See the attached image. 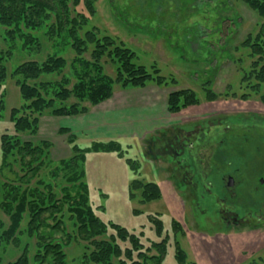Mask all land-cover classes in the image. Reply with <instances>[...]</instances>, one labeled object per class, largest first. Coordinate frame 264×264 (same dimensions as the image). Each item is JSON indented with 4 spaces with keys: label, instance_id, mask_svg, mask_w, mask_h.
Segmentation results:
<instances>
[{
    "label": "rangeland",
    "instance_id": "obj_1",
    "mask_svg": "<svg viewBox=\"0 0 264 264\" xmlns=\"http://www.w3.org/2000/svg\"><path fill=\"white\" fill-rule=\"evenodd\" d=\"M96 9L97 14L90 18L85 31L97 27L102 34L118 37L136 52L137 64L147 67L156 64L162 75L178 80L177 85L158 89L159 86L152 84L150 89L149 86L145 89L147 94L152 90L160 92L155 101L148 104L149 114H156L151 133L143 131L141 135L126 139L75 134L80 148L90 146L93 140H120L127 151L124 158L107 152L87 154L85 181L89 201L97 215L132 233L144 232L141 242L147 248L160 240L151 222V218L159 214L165 224V235L169 237L165 264H178L175 242L186 252V264H264V102L261 98L264 85L256 94L242 82L251 71L252 62L257 60L242 43L249 35L254 38L258 34L264 19L241 0H97ZM78 10L85 12L82 5ZM44 31L35 32L41 41L40 50H27L22 48L20 37L6 40L5 27L0 25L1 48L6 52L9 48L13 50L7 60L9 74L22 62H42L55 53L56 47ZM63 55L70 61L74 53L68 48ZM105 70L114 76L115 68L111 64H107ZM66 72L69 73L68 68ZM206 82L222 96L215 101L204 99ZM4 87L0 148L1 135L13 131L11 110L22 104L14 79L9 76ZM182 88L194 89L202 101L198 106L171 114L167 109L168 94ZM117 90L123 89L116 87ZM135 93L130 90V94ZM225 93L228 96L223 95ZM233 93L237 97H232ZM246 94V98H241ZM127 97L134 99L133 95ZM143 99L148 102L151 98L144 95ZM41 119L40 133L23 135V139L52 141L51 158L55 162L59 161L58 157H69L72 147L58 127L67 126L73 118L46 114ZM125 125L129 128L132 122L126 121ZM178 126L189 130L196 128L204 141L196 143L188 152L176 149L175 154L158 149L154 156L148 153V140H158L176 131ZM102 132L107 130H100L96 135H105ZM225 134L227 142L221 144L220 139ZM156 154L162 158L157 159ZM126 158L137 161L138 171L130 169ZM228 175L235 180V186L231 195L225 196L222 177ZM42 176L55 182L48 178L47 172ZM134 179L158 183L162 198L141 202L140 190L134 191L135 197L130 198L129 187ZM56 190L60 194L59 189ZM226 208L241 209L246 215L253 211L255 225L259 226L225 227L221 212ZM0 219L8 226L9 218L1 210ZM172 220L182 224L183 232L173 231ZM65 221L69 232L75 234L68 214ZM27 222L28 215L19 234L22 242L19 248L10 245L5 253L0 248L3 264L15 260L27 243L33 256L35 241L26 233ZM56 236L63 238V233L57 232ZM66 251L68 264H81L86 250L83 242L73 240ZM155 253L152 250L149 254Z\"/></svg>",
    "mask_w": 264,
    "mask_h": 264
},
{
    "label": "trees",
    "instance_id": "obj_2",
    "mask_svg": "<svg viewBox=\"0 0 264 264\" xmlns=\"http://www.w3.org/2000/svg\"><path fill=\"white\" fill-rule=\"evenodd\" d=\"M96 1L0 0V25L5 27L6 40L20 37L23 49L39 51L41 41L35 32L44 29V35L56 47L55 53L44 61L22 62L9 74L7 60L13 50L9 48L6 52L0 46V117L5 108L4 86L9 76L19 86L22 98V104L11 110L13 131L1 135L0 210L8 216L9 224L6 226L0 219V248L5 253L10 245L21 246L19 234L26 215V233L35 241L33 256L27 243L15 260L5 264H68L66 249L73 240L85 245L81 264H165L169 237L165 235V224L159 214L152 217L151 222L160 240L145 248L141 242L144 232L132 233L119 224L103 221L89 201L85 181L87 154L107 152L124 158L127 151L120 140H93L90 146L80 148L75 134L62 127L59 133L67 136L72 154L55 162L51 158L52 141L23 139V135L37 136L44 115L87 114L92 107L110 99L116 87L178 84L176 77L162 75L156 64L150 67L137 64L136 52L118 37L102 34L97 27L85 31L90 18L97 14ZM241 1L264 19V0ZM81 5L85 12L78 10ZM242 46L248 47L251 57L257 58L242 82L259 94L264 85V22L258 34L254 38L249 35ZM68 48L74 53L70 61L63 55ZM107 64L115 68L114 76L106 73ZM203 93L207 101L222 96L211 88L210 82L204 84ZM232 97L237 94L233 93ZM71 98L75 101H70ZM261 98L264 102V94ZM201 101L194 89H177L168 94L167 109L177 114L198 106ZM126 163L130 169L138 171L135 159L126 158ZM45 172L55 182L46 180L42 176ZM138 190L141 202L162 198L161 187L156 182L134 179L129 197L134 198V191ZM66 214L74 227L73 235L66 225ZM172 229L175 233L183 232L177 220H172ZM57 232H62L63 238L57 237ZM152 250L156 253L150 255ZM175 250L178 264H186L187 255L179 242H175ZM0 264H3L2 256Z\"/></svg>",
    "mask_w": 264,
    "mask_h": 264
},
{
    "label": "crops",
    "instance_id": "obj_3",
    "mask_svg": "<svg viewBox=\"0 0 264 264\" xmlns=\"http://www.w3.org/2000/svg\"><path fill=\"white\" fill-rule=\"evenodd\" d=\"M147 87L117 90L110 99L92 107L87 114L64 116L73 119L67 126L63 127L69 128L74 134H88L91 138L106 136V138L117 137L120 139H126L141 135V132L143 131H149L151 133V126L155 123H152V121L156 117V114H149L148 108L150 107L148 104L155 101V97L160 95V92L152 90L150 94H147L145 93ZM148 88L150 89V86ZM157 88L161 89L160 87ZM130 90L136 93L130 94ZM128 95H133L134 99H129L127 97ZM144 95L149 96L151 99L148 100V102L145 101L143 99ZM105 103H107V105H104ZM128 110H133L135 113L131 115ZM42 119L40 122V130L42 128ZM126 121L132 122V125L129 128L125 125ZM105 129L107 132H102L105 135H96L97 132L100 130L104 131ZM58 130H60L59 127ZM146 136L151 135L146 133ZM45 138L48 137L45 136ZM58 158L60 160V158L64 159L66 157L62 156Z\"/></svg>",
    "mask_w": 264,
    "mask_h": 264
},
{
    "label": "flooded vegetation",
    "instance_id": "obj_4",
    "mask_svg": "<svg viewBox=\"0 0 264 264\" xmlns=\"http://www.w3.org/2000/svg\"><path fill=\"white\" fill-rule=\"evenodd\" d=\"M201 132L199 130H196L194 128L193 130H189L183 127L178 126V129L174 132H170L169 134H165L164 137L156 140V139H150L147 141L148 153H153L155 150L158 151V149L162 152H173L177 154V150H180L182 152H188L189 149L195 148L196 143H200L204 140H202ZM227 139V135L223 136L220 140L222 141L221 144H223ZM160 141V142H159ZM177 149V150H176ZM155 156L157 159L162 158L160 154H156ZM154 156V155H153ZM178 163H181V161L178 160ZM231 175H228L226 178L222 177V181L224 183V193L225 196L231 195L229 193H232V188L235 186V180L233 179L231 185H229V177ZM263 182V180L261 181ZM228 199V197L226 198ZM226 202V201H225ZM224 202V204H226ZM227 207V204H226ZM232 207V206H230ZM241 209L234 210L232 208H226L222 210V218L223 222H225V227L227 228H244V227H252L255 226V214L254 212H249L248 215L244 214V211H240ZM258 219L256 218V221Z\"/></svg>",
    "mask_w": 264,
    "mask_h": 264
},
{
    "label": "water",
    "instance_id": "obj_5",
    "mask_svg": "<svg viewBox=\"0 0 264 264\" xmlns=\"http://www.w3.org/2000/svg\"><path fill=\"white\" fill-rule=\"evenodd\" d=\"M232 181H233V177H229V185H231V183H232Z\"/></svg>",
    "mask_w": 264,
    "mask_h": 264
}]
</instances>
